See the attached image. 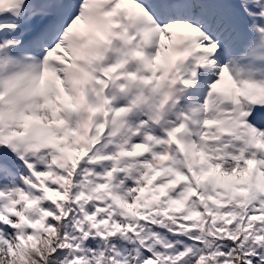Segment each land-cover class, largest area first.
I'll return each mask as SVG.
<instances>
[{
    "label": "snow or ice",
    "instance_id": "6c2138e0",
    "mask_svg": "<svg viewBox=\"0 0 264 264\" xmlns=\"http://www.w3.org/2000/svg\"><path fill=\"white\" fill-rule=\"evenodd\" d=\"M0 264H264V0H0Z\"/></svg>",
    "mask_w": 264,
    "mask_h": 264
}]
</instances>
